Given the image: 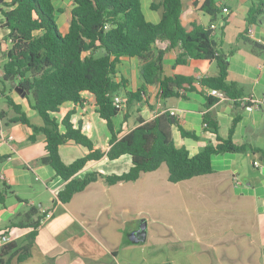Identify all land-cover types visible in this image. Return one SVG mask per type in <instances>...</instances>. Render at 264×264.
Here are the masks:
<instances>
[{
    "label": "crops",
    "instance_id": "1",
    "mask_svg": "<svg viewBox=\"0 0 264 264\" xmlns=\"http://www.w3.org/2000/svg\"><path fill=\"white\" fill-rule=\"evenodd\" d=\"M52 1L59 10V31L65 34L74 0H57L58 5ZM158 1L139 0L145 18L153 23L161 18V9L151 8L152 2ZM203 1H182L180 18L187 30L193 23L208 24L210 16L200 9ZM224 3L227 11L222 15L226 23L218 47L228 52L233 44L237 45L228 59L227 80L235 82L242 97L251 100L256 107L246 110L228 97L217 98L206 107L208 89H203V93L200 87L185 92L184 97L161 99L160 88L155 83L146 87L141 103L126 110L127 120L125 111L113 117L114 130L120 137L135 127L138 116L150 120L173 109L180 125L197 136L196 139L182 137L176 125L171 128L175 144L185 147L192 156L206 145L215 144L216 135L203 127L202 116L208 111L222 138L230 134V126L236 118L232 141L245 145L247 150L212 154L210 173L179 182L168 180L165 163L154 171L141 173L133 181L108 184L101 177L74 193L65 203L57 197L65 181L50 165L32 164L47 153L45 135L37 132L34 140H29L33 130L28 124L7 122L14 115L5 102V97L9 96L21 106L31 125H43L42 118L30 105L28 93L9 89V81L1 80L10 42L6 37L8 29L0 23V188L5 184L8 189L0 202V232L8 233L10 242L16 245L3 258L7 264H264V170L252 165V161L261 160L264 153V55L252 52L246 42L238 40L241 35L264 45V17L257 24L249 25L245 19L248 0H224ZM0 15L1 22V12ZM221 17L214 22L215 38ZM167 45L168 41H157L152 51L165 49ZM178 51L174 48L164 54L165 75L181 74L196 79L216 72L214 60L188 58L185 64L174 65ZM140 63L136 57H122L117 65L118 77L127 80L128 90L142 85ZM119 95H124L123 90ZM72 108V103L64 105V110ZM91 110L95 112L90 97L85 108L76 109L72 120L80 121L83 132L94 145L107 151L108 128L105 134L102 131V137L92 131ZM251 148L258 151L253 153ZM85 153L86 149L74 142L59 146L65 163ZM131 165L128 154L115 159L104 154L87 163L75 177L81 178L90 172L102 176L121 174ZM235 174L239 185L233 180ZM32 206L47 213L36 229L29 255L20 258L19 252H13L26 243L25 236L31 228L12 224ZM141 221L145 222L146 237L135 241L131 234Z\"/></svg>",
    "mask_w": 264,
    "mask_h": 264
},
{
    "label": "trees",
    "instance_id": "2",
    "mask_svg": "<svg viewBox=\"0 0 264 264\" xmlns=\"http://www.w3.org/2000/svg\"><path fill=\"white\" fill-rule=\"evenodd\" d=\"M183 0H159L152 2L151 8L161 9V18L157 23L148 21L139 0H74L70 10L68 31L60 33L54 15L59 10L52 0H0L2 27L8 29L7 39L10 42L5 52L7 61L2 65V81H9L11 76L22 89H27L31 107L42 118V126L31 125L9 96L5 102L14 115L7 122L28 124L33 133L29 140H34L37 132H42L46 140V155L33 161L32 164L50 165L56 175L65 184L58 192V199L65 203L72 195L83 190L90 182L104 178L108 184L121 181H133L143 172L158 169L165 163L168 169V180L179 182L195 176L208 174L212 171L210 157L217 153H242L247 150L245 145H237L232 141L231 132L236 118L230 126V134L222 138L217 133V124L210 112L203 113L204 130L216 135L215 144L206 145L200 152L190 156L183 146H177L172 136V126L176 125L180 136L196 139L194 132L184 129L175 116L164 111L150 120L135 118L136 125L124 135L118 137L114 130L113 117L124 112L127 120V109L142 102V94L148 85L157 83L160 98L185 96V92L200 87L216 88L225 97L240 105L241 91L235 82L227 80L228 59L236 49L233 44L228 52L219 49V40L223 34L227 11L224 0H204L200 9L210 16L207 25L192 24L187 30L181 21ZM246 22L257 24L264 17V0H248ZM218 36H213L210 25L218 17ZM238 40L246 42L250 50L264 55V45L246 39L241 35ZM157 41H168L165 49L153 53V45ZM178 48L174 65L185 64L188 58L196 60H214L216 72L201 77L196 84L192 76L181 74L165 75L163 73V57L167 51ZM122 57H136L141 61L139 75L141 87L136 90L126 89L127 80L119 76L117 65ZM9 87V85H8ZM11 89V87H9ZM183 89V93H180ZM123 90L125 107L119 109L113 103V96ZM204 93V92H203ZM92 99L95 112L106 122L110 138L109 148L104 151L96 147L92 139L82 130L81 122L72 120L77 108H85ZM217 101V97L206 94L205 106L209 107ZM66 103L73 108L64 110ZM146 104H149L146 101ZM248 104H252L249 100ZM66 142H74L86 149V153L70 163H65L59 154V146ZM253 153L258 150L251 148ZM115 159L121 155L131 156L132 165L121 174L102 176L98 172L86 173L77 178L75 174L87 163L98 160L103 155ZM264 161V153H261ZM8 192L4 184L0 188V202ZM45 212L32 206L12 225L29 227L26 243L15 249L20 258L29 255L40 219ZM16 245L9 242L0 249V264H7L3 259L8 250ZM23 251V252H21Z\"/></svg>",
    "mask_w": 264,
    "mask_h": 264
},
{
    "label": "built area",
    "instance_id": "3",
    "mask_svg": "<svg viewBox=\"0 0 264 264\" xmlns=\"http://www.w3.org/2000/svg\"><path fill=\"white\" fill-rule=\"evenodd\" d=\"M222 24H223V22L221 21V24L220 25H222ZM210 27L214 29L216 27V25L213 23V24L210 25ZM201 77L202 76H198L196 78V84H199L198 80ZM183 92H184L183 89H180V93H183ZM208 94L213 95V96H215L217 98H224L225 97V94L221 90L216 89V88H208ZM239 101H240V104L246 110H249L250 111V110H252V109H254L256 107V104H253V103L252 104H248L249 99H247L246 97L239 98ZM113 103L115 104L116 107H118L121 110H123L124 107H125V99L122 96H120V95H114L113 96ZM169 113L171 115L175 116V117L177 115L176 112H175V110H173V109L169 110ZM252 165L254 167H256V168H260L261 170H264V161H261V160H258V159H254L252 161ZM233 180H234V182H235L236 185H239L240 184V180L238 179V176L236 174L233 175ZM46 213L47 212H45L44 217H42V219H40V221H43L44 220V218L46 216ZM9 242H10V236H9V234L6 233V232H0V249L4 245L8 244Z\"/></svg>",
    "mask_w": 264,
    "mask_h": 264
},
{
    "label": "water",
    "instance_id": "4",
    "mask_svg": "<svg viewBox=\"0 0 264 264\" xmlns=\"http://www.w3.org/2000/svg\"><path fill=\"white\" fill-rule=\"evenodd\" d=\"M9 84L10 87L13 88L14 90H16L18 93H28L29 91L27 89H22L20 86H18V84L16 83V81L14 80V77L11 76L9 78ZM131 236H133V240L135 241H140V240H144L146 237V227H145V222L141 221L138 229L134 232H132Z\"/></svg>",
    "mask_w": 264,
    "mask_h": 264
},
{
    "label": "rangeland",
    "instance_id": "5",
    "mask_svg": "<svg viewBox=\"0 0 264 264\" xmlns=\"http://www.w3.org/2000/svg\"><path fill=\"white\" fill-rule=\"evenodd\" d=\"M54 3H55V5H58L57 0H55ZM57 15H59L58 12H56L54 15V19H55L56 23H57V17H58ZM0 17H1V15H0ZM91 113H92V120L90 123H92V131H95L96 133H98L99 136L102 137V131H103V134H105V132H107L106 123L95 112H93V110H91ZM85 131H88V130L85 129ZM99 136H96V137H99ZM166 253H167V250L165 251V254Z\"/></svg>",
    "mask_w": 264,
    "mask_h": 264
}]
</instances>
